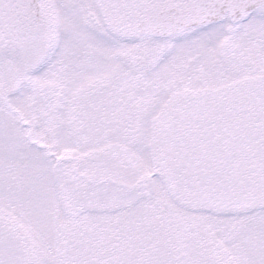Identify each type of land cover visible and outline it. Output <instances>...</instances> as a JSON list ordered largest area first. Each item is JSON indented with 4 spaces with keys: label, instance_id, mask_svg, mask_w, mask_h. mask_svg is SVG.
<instances>
[{
    "label": "snow or ice",
    "instance_id": "1",
    "mask_svg": "<svg viewBox=\"0 0 264 264\" xmlns=\"http://www.w3.org/2000/svg\"><path fill=\"white\" fill-rule=\"evenodd\" d=\"M0 264H264V0H0Z\"/></svg>",
    "mask_w": 264,
    "mask_h": 264
}]
</instances>
